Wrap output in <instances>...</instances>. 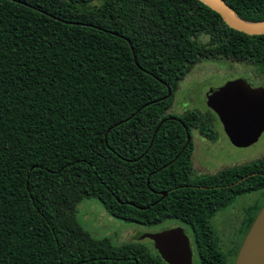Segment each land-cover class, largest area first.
I'll use <instances>...</instances> for the list:
<instances>
[{
  "label": "trees",
  "instance_id": "1",
  "mask_svg": "<svg viewBox=\"0 0 264 264\" xmlns=\"http://www.w3.org/2000/svg\"><path fill=\"white\" fill-rule=\"evenodd\" d=\"M224 1L264 21V0ZM221 58L264 71V34L233 29L202 0H0V264H164L143 240L83 227L75 208L89 196L118 218H180L199 234L206 193L262 190L247 233L264 155L190 181L184 128L208 115L170 112L186 74ZM235 173L245 177L208 186ZM206 247L202 264H225Z\"/></svg>",
  "mask_w": 264,
  "mask_h": 264
},
{
  "label": "flooded vegetation",
  "instance_id": "2",
  "mask_svg": "<svg viewBox=\"0 0 264 264\" xmlns=\"http://www.w3.org/2000/svg\"><path fill=\"white\" fill-rule=\"evenodd\" d=\"M219 60V59H215ZM242 62V61H240ZM245 65L252 67L251 73L248 75L243 73L238 77L244 78L251 85L264 87V71L255 65H251L247 62H242ZM237 78V77H236ZM209 108V107H208ZM207 117L208 126L200 128L199 126L184 128L185 143L183 147L188 150L186 154L191 162L192 171L190 172V181L196 179V177H212L219 170L224 167H231L234 165H242L243 163H222L216 166L208 165V162L202 160V157L198 158V149L203 150L209 148L211 145H216L217 142L227 140L231 145L240 147L242 145L234 144L228 137L221 121L217 114L210 108ZM200 146V147H199ZM199 155V154H198ZM215 169V170H214ZM245 177V174L238 175H219L217 178H212L215 183H210V187L227 186L230 187L235 182ZM189 181V182H190ZM195 186H206L199 182H191ZM241 186H239L240 188ZM207 199L202 200L203 203L210 206L209 212L205 219L203 231L199 234L195 233L194 226L183 219L176 218L177 223L173 225L165 226L159 230L180 226L183 228L189 242L191 249V259L189 264H193L194 257L197 254L198 264H202V252L203 247H216L218 252V259L224 260L225 264H232L235 256L241 245L242 239L246 233L248 222L253 215L255 208L259 201H262V190L254 191H238L234 187H230L227 191H220L219 193H206ZM212 198H209V197ZM205 229V230H204ZM157 231V230H153ZM148 232V231H147ZM145 237V238H144ZM141 239L146 241V245L150 252L155 253L157 257L163 261L164 264L169 263L157 249L154 241L149 236H144ZM136 239V238H133ZM203 246V247H202ZM207 248V247H206ZM206 264H212V259H206Z\"/></svg>",
  "mask_w": 264,
  "mask_h": 264
},
{
  "label": "water",
  "instance_id": "3",
  "mask_svg": "<svg viewBox=\"0 0 264 264\" xmlns=\"http://www.w3.org/2000/svg\"><path fill=\"white\" fill-rule=\"evenodd\" d=\"M216 10L225 23L250 35L264 34V21L240 19L224 0H202ZM201 97L221 121L230 140L243 145L264 130V87L244 78L230 79L212 87L204 86ZM136 239L149 236L171 264H189L191 249L180 226L157 231H138ZM233 264H264V204L257 212L238 249Z\"/></svg>",
  "mask_w": 264,
  "mask_h": 264
},
{
  "label": "rangeland",
  "instance_id": "4",
  "mask_svg": "<svg viewBox=\"0 0 264 264\" xmlns=\"http://www.w3.org/2000/svg\"><path fill=\"white\" fill-rule=\"evenodd\" d=\"M251 69L250 65L227 58L205 60L202 63L196 64L186 74L184 79L178 83L173 94L170 112L176 115H182L184 112L193 110L203 114L208 112L209 108L201 97L204 86L217 87L243 73L249 75ZM198 154V158L202 157L203 161L208 162V165L212 166L226 162L227 164H235L255 160L264 155V130L260 134H257L254 139L240 147H235L227 140H223L204 150L199 148ZM75 216L80 224L93 236L99 238L108 237L114 243L129 241L135 238L139 230H159L178 222L176 218H166L159 223L148 225L121 219L110 214L95 196L80 199L76 204ZM144 242H147V240ZM198 263L196 254L193 264Z\"/></svg>",
  "mask_w": 264,
  "mask_h": 264
}]
</instances>
